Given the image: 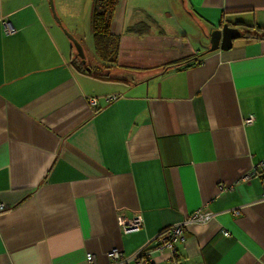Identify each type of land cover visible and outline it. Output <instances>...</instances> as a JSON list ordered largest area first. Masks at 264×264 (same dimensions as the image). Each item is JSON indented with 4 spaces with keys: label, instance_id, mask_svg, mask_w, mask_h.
<instances>
[{
    "label": "crops",
    "instance_id": "crops-1",
    "mask_svg": "<svg viewBox=\"0 0 264 264\" xmlns=\"http://www.w3.org/2000/svg\"><path fill=\"white\" fill-rule=\"evenodd\" d=\"M52 14L47 0H0V264H109V249L152 248L198 208L216 216L187 229L177 264H264V39L206 51L224 23L264 27V0H119L111 80L75 69L64 28L87 62L95 49Z\"/></svg>",
    "mask_w": 264,
    "mask_h": 264
},
{
    "label": "built area",
    "instance_id": "built-area-1",
    "mask_svg": "<svg viewBox=\"0 0 264 264\" xmlns=\"http://www.w3.org/2000/svg\"><path fill=\"white\" fill-rule=\"evenodd\" d=\"M6 33H14L15 28L9 23L5 22L4 26ZM108 101L117 99V95H108L106 97ZM97 101L96 97L90 98V103L95 104ZM255 121V116L250 115L245 119V123L250 124ZM256 170L259 175L263 177L264 185V159L260 161L256 166ZM262 200H264V186L261 193ZM4 206L0 205V209ZM234 214H239V210L233 211ZM216 216V213L210 210H205L203 208H198L191 213H188L183 219L176 222L175 224L167 227L155 238L156 244L152 248H147L144 246L140 248L134 255H126L120 248L113 247L106 253L109 259V264H131L132 261H136L142 264H154V259L152 255L154 252L169 251L171 264H177L176 260L178 257L177 245L184 242L186 238L187 229L194 224L207 223ZM121 227L124 232L129 233L133 231L140 230L144 221L141 215H137L131 219L122 218L120 221ZM225 235H229L228 231L224 232ZM87 261L92 264L94 261V255L92 253H87Z\"/></svg>",
    "mask_w": 264,
    "mask_h": 264
},
{
    "label": "trees",
    "instance_id": "trees-1",
    "mask_svg": "<svg viewBox=\"0 0 264 264\" xmlns=\"http://www.w3.org/2000/svg\"><path fill=\"white\" fill-rule=\"evenodd\" d=\"M118 3L119 0H94V12L92 16L94 49L95 54L104 66L98 70L87 61L83 63L82 59L77 55V52H75L71 62L79 72L101 79L111 80L108 71L117 64L121 42V36L112 31V21ZM229 25H234V27L239 28L243 37L251 36L264 39V27L260 25H250L243 21H237L233 24L229 23ZM196 62L197 59L192 56L166 63L158 68L162 72H167L170 68L186 67ZM87 67L90 69L88 70ZM104 69L106 72L102 71Z\"/></svg>",
    "mask_w": 264,
    "mask_h": 264
},
{
    "label": "rangeland",
    "instance_id": "rangeland-1",
    "mask_svg": "<svg viewBox=\"0 0 264 264\" xmlns=\"http://www.w3.org/2000/svg\"><path fill=\"white\" fill-rule=\"evenodd\" d=\"M53 3L58 19L66 28H67V24L71 28H73L74 25L78 27L79 30L78 36H80L84 44V48L89 50L91 49L90 47H94L93 28H92L94 0H53ZM47 4L51 9L49 0H47ZM87 59L88 62L93 66H97L98 65L97 61H100L98 58H94L91 55V53L88 51H87Z\"/></svg>",
    "mask_w": 264,
    "mask_h": 264
},
{
    "label": "water",
    "instance_id": "water-1",
    "mask_svg": "<svg viewBox=\"0 0 264 264\" xmlns=\"http://www.w3.org/2000/svg\"><path fill=\"white\" fill-rule=\"evenodd\" d=\"M52 13L56 19L57 22L60 23V20L58 19L53 0H49ZM10 23V22H9ZM11 24V23H10ZM64 32L68 36V38L72 41L73 46L75 47V50L77 52V55L82 59L83 63H86L85 59V52L83 49L82 44L79 42V40L67 29L64 28ZM243 37L242 32L237 27H233L229 25V23H224L222 27H219L217 29H214L210 34V45L206 48L207 52H212L218 49L222 50H228L232 48L233 42L235 39ZM88 70L90 69L87 67Z\"/></svg>",
    "mask_w": 264,
    "mask_h": 264
}]
</instances>
